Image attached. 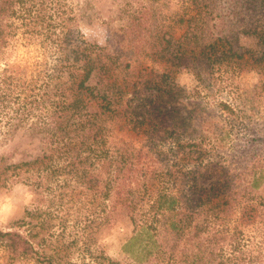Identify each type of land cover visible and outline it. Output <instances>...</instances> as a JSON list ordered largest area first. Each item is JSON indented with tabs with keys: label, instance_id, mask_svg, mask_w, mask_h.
<instances>
[{
	"label": "trees",
	"instance_id": "16d2710c",
	"mask_svg": "<svg viewBox=\"0 0 264 264\" xmlns=\"http://www.w3.org/2000/svg\"><path fill=\"white\" fill-rule=\"evenodd\" d=\"M46 5V0H0V51L8 45V38L14 36L17 26L25 28L23 33L37 35V26L42 28L47 19ZM258 5L264 17V0ZM203 20L210 21V14L208 20ZM193 21L191 18L188 22ZM196 23L191 36L187 35L178 46L173 45L172 38L166 41L163 51L171 54L168 62L172 66L208 70L216 63L236 57L239 63L243 60L239 67L256 64L264 72V51L259 55L241 53L232 44L236 33H230L232 37H218L207 22L202 27ZM50 27H43L46 38ZM252 32L259 44L264 45V24ZM73 40L70 28L56 45L62 57H57L47 73H24L21 67L0 69V149L22 132L23 136L36 140L40 150L37 157L27 161L30 155H26L19 163H8L9 157L0 154V188L25 183L44 190L53 180L61 182L57 179L61 175L69 176L64 184L72 180L102 200L112 192L117 195L134 226V236L124 245V251L133 254L130 249L138 248L140 252L135 257L138 264L150 262V257H145L152 256V251L159 247L163 251L159 249L158 254H169V261L175 263L237 264L242 251L236 230L231 234L224 227L218 226L216 230L215 222L238 202L240 192L235 191L238 186L244 187L242 198L250 196V189L259 188L264 170L257 153L247 152L246 147L233 153L231 161L236 165L246 160L253 162L241 172L230 169L227 159L216 156L210 161L205 149L209 138L201 131L206 118L202 117L204 108L201 103L192 102L188 103L190 109L183 106L180 98L184 95L168 82L169 74L153 80L150 88L143 86V82L127 83L112 73H100L107 71V65L93 59L87 47L74 49ZM92 81L94 85L90 84ZM223 107L235 113L230 106ZM108 118H113L116 121L113 126L120 129L127 127L149 134L150 144L155 138L173 142L175 169L165 175L178 180H175L176 193L168 187L152 195L146 185L148 174L135 179L131 169L124 171L130 155L126 146H108L112 132ZM195 119L199 121L198 127ZM245 119L243 126L251 131L250 120ZM222 133L221 130L216 135V143H224L227 135ZM249 142L248 147L255 145L254 140ZM146 196L155 201L141 212ZM243 210L244 219L249 221L255 208L246 205ZM211 224L214 231L210 232ZM22 226L18 230H0V246L9 260L29 258L43 264H60L40 254L32 231H22ZM163 232L164 246L158 240Z\"/></svg>",
	"mask_w": 264,
	"mask_h": 264
},
{
	"label": "rangeland",
	"instance_id": "374dc122",
	"mask_svg": "<svg viewBox=\"0 0 264 264\" xmlns=\"http://www.w3.org/2000/svg\"><path fill=\"white\" fill-rule=\"evenodd\" d=\"M259 1L46 0L47 19L42 28L37 26L39 33L32 36L23 33L25 28L17 26L14 36L8 38V45L0 51V69L21 67L24 73H47L57 57H62L58 55L56 45L71 28L73 48L87 47L93 59L100 65H107V71L100 73H112L130 84L143 82L147 88L152 86L153 80L158 81L163 74H169L168 82L184 95L180 98L183 106L190 109L188 103H201L202 117H206L201 131L209 138L205 149L210 161L216 156L227 159L230 169L241 172L253 162L246 160L236 165L231 157L246 147L247 152L257 153V160L264 170V72L256 64L239 67L243 60L239 63L236 57L216 63L208 70L191 66L175 68L168 62L172 59L171 54L163 51L169 38L174 46H178L187 35L191 36L195 22L201 27L207 22L209 30L218 37L237 34L236 40L230 38L234 50L259 55L264 51V45H260L259 39L252 34L264 24ZM191 18L194 21L189 23ZM204 18L208 21H202ZM47 25L52 28L46 38L43 27ZM204 29L207 33V28ZM245 29L252 33H245ZM90 84L94 85V81ZM224 104L235 113H229ZM246 117L250 120L251 131L243 126ZM115 122L113 118L107 119L112 128L108 146H126L130 156L124 171L131 169L135 179L140 174H148L146 185L152 195L168 187L176 193L178 180L165 175L175 169L173 142L155 138L156 141L150 144L149 134L143 135L127 127L120 129L113 126ZM198 123L195 119L197 127ZM221 130L222 135H227L223 144L215 141ZM250 140H254L255 145L248 147ZM0 154L9 157L8 163H19L27 158L26 155H30L27 161L37 157L40 150L36 140L20 132L0 149ZM66 178L69 176L61 175L57 178L61 182L53 180L44 190L25 183L0 188V230H18L24 224L20 229L32 231L40 254L52 257L60 264H138L135 259L140 252L138 248L130 249L133 254L124 251V245L134 236V226L117 195L112 192L110 197L102 200L72 180L64 184ZM235 191L240 192L238 202L213 221L216 230L218 226L224 227L229 234L236 230L242 251L241 261L237 264H264V178L259 188L249 190L250 196L241 197L244 187L238 186ZM153 201L155 198L146 196L141 212ZM246 205L255 208L249 221L243 217ZM213 227L211 224L208 230L214 231ZM159 238L164 246L165 233ZM159 249L145 257H150V262L141 264H183L169 261V254H158ZM230 253L227 249V254ZM0 264L43 262L29 258L10 261L0 246Z\"/></svg>",
	"mask_w": 264,
	"mask_h": 264
}]
</instances>
